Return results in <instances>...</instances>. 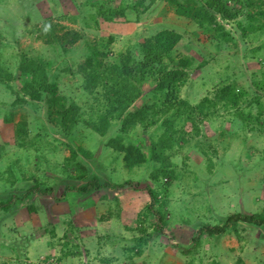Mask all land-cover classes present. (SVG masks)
Segmentation results:
<instances>
[{"label":"rangeland","instance_id":"obj_1","mask_svg":"<svg viewBox=\"0 0 264 264\" xmlns=\"http://www.w3.org/2000/svg\"><path fill=\"white\" fill-rule=\"evenodd\" d=\"M137 1L0 0L2 64L14 72L21 54L45 60L59 96L80 108L76 125L66 132L48 121L44 95L39 101L21 95L24 101L17 102L16 94L0 85V200L22 195L34 179L60 196L67 173L75 174L66 166L68 146L76 150V161L101 180L132 183L115 192H68L60 202L39 195L14 200L8 210H0V264H264L262 227L241 223L224 235L202 236L194 248L191 242L199 229L220 225L230 215L264 214V19L258 16L264 0H251V5L241 0L232 20L216 16L209 29L221 24L226 40L176 15L166 0H144V11ZM96 4L105 7L102 15ZM161 31L181 36L170 54L171 67L184 58L191 61L178 92L181 99L195 105L220 86L234 84L243 96L240 109L250 116L243 122L219 110L198 128L175 123L184 129L175 147L151 159V151L160 153L153 144L165 127H123L122 121L156 100L152 80L143 82L142 97L120 119L111 120L103 135L89 123L103 109V86L112 66L123 55L140 58L139 45ZM109 38L107 57L97 69L103 77L89 91V48ZM20 82L28 84L24 78ZM11 86L18 91L15 83ZM10 111L15 115L6 124L3 116ZM20 121L26 122L28 145L15 141ZM119 146L138 150L142 158L135 159L137 165L127 167ZM147 188L157 193L162 233L147 210ZM186 248H191L187 254Z\"/></svg>","mask_w":264,"mask_h":264},{"label":"trees","instance_id":"obj_2","mask_svg":"<svg viewBox=\"0 0 264 264\" xmlns=\"http://www.w3.org/2000/svg\"><path fill=\"white\" fill-rule=\"evenodd\" d=\"M154 2L155 0H149ZM175 10L174 13L178 16L194 21L200 28H203L210 33L213 38H222L226 40L221 24L214 31L209 28L216 24V16L219 15L223 20H232L238 15L237 5L241 4V0H166ZM248 5H251L247 2ZM136 5L146 10L144 0H138ZM97 12L102 15L105 7L95 5ZM259 17L264 19V10L259 11ZM112 14L105 15L104 19L108 20ZM108 16V17H107ZM49 32H52V27H49ZM77 33L71 34V37H77ZM226 38V39H225ZM55 40V38H53ZM112 38L98 41L93 48H89V69L86 73L85 83H89V91L96 87L97 79H101L103 75L97 72L102 65V60L107 57V47ZM181 40V36L173 31H161L153 36L146 38L139 45L140 58L132 57L127 54L122 56L121 61L109 73L111 76L106 80L108 85L103 86L104 103L102 102V110L97 112L95 120L90 119L91 126L100 135L108 128L109 123L113 119H120L127 110L143 95V82L152 80L154 89L151 91L155 101L141 106L133 113H127L122 121L123 127H129L134 124H141L144 127H149L155 124H162L165 128L162 134L158 137L157 142L153 147L157 148L160 153L151 151V159H160L163 152L167 149L173 150L177 142L176 136L183 134L184 129H178L177 125H190L193 128H198L202 124V120L216 115L219 110L224 111V114L238 116L248 122L250 114H243L240 109L242 101V93L236 91L234 84H226L214 90L213 96L210 98L204 96L195 105L181 99L178 95L180 87L186 82L188 74L186 68L191 66V61L187 58L178 61L177 67H171L168 63L173 61L171 51L175 45ZM121 57V56H120ZM49 64L37 56L21 54L20 60L14 72H11L1 62L0 52V85H4L9 90L16 94V101L23 102L24 97H28L33 101L41 100L42 96L46 97V112L48 121L59 126L62 130L70 132L76 125L80 117V108L73 102H67L66 98L59 96L58 86L56 82H50L49 79ZM105 75V72H104ZM28 80V84H21L20 79ZM11 82L15 83L18 91L13 90ZM264 86V84H263ZM13 88V89H12ZM87 88V87H86ZM85 88V89H86ZM260 109L258 98L255 99ZM14 112L10 111L3 116V121L10 124L14 118ZM162 116V117H161ZM199 120V118H201ZM160 118H163L160 120ZM261 118V112L255 118L258 124ZM177 125H176V124ZM15 141L23 146L28 145L29 136L26 131V122L20 121L15 125L14 130ZM124 151V160L128 163L127 167H133L136 164L137 158H142L138 150L134 147L122 148ZM70 157L67 160L66 166H72L75 174L67 173V180L61 182V194L56 197L52 187H44L36 179L33 186L26 189L22 195L12 194L9 198L0 200V210H8L14 200H24L31 195L50 196L54 201L60 202V199L65 197L68 192H77L78 194H90L99 190L106 189L108 191H117L132 187L129 180L121 184H115L109 181L101 180V178L92 172L91 168L82 166L76 161L77 152L73 147L68 146ZM78 151L84 155L88 154L82 148ZM170 153V152H169ZM90 155V152H89ZM18 161V160H17ZM11 167L15 164V160L11 162ZM161 169H165L163 166ZM13 183V181L11 182ZM147 196L150 199L147 210L155 216L157 221L156 231L162 233L163 215L158 212L155 207L157 205V193L151 188L146 189ZM248 224L257 227H262L264 230V214H233L228 216L220 225L212 227H204L199 229L196 236L191 239L192 248L197 246L202 236H221L230 229H235L239 224ZM141 242V241H140ZM145 242V240H144ZM191 248L183 249V253L187 254Z\"/></svg>","mask_w":264,"mask_h":264}]
</instances>
